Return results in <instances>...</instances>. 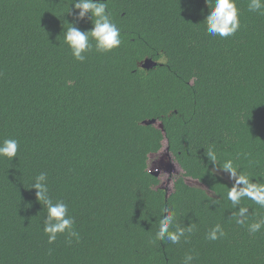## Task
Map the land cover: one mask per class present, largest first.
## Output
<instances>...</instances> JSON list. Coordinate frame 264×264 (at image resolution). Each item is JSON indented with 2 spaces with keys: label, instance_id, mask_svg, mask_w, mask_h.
Segmentation results:
<instances>
[{
  "label": "trees",
  "instance_id": "trees-1",
  "mask_svg": "<svg viewBox=\"0 0 264 264\" xmlns=\"http://www.w3.org/2000/svg\"><path fill=\"white\" fill-rule=\"evenodd\" d=\"M106 2L122 44L79 62L64 33L93 24L73 0H0V142L19 141L17 158H0V264H183L189 253V264H264V230L236 223L235 181L218 166L231 158L264 182V15L237 0L241 26L221 38L206 31L205 0ZM154 119L164 132L142 125ZM165 147L182 169L171 190L149 169ZM41 172L79 241L48 243L31 188ZM241 205L247 223L264 217ZM164 209L195 226L187 240L150 243ZM216 224L226 235L208 240Z\"/></svg>",
  "mask_w": 264,
  "mask_h": 264
},
{
  "label": "clouds",
  "instance_id": "clouds-1",
  "mask_svg": "<svg viewBox=\"0 0 264 264\" xmlns=\"http://www.w3.org/2000/svg\"><path fill=\"white\" fill-rule=\"evenodd\" d=\"M210 11L204 23L206 31L213 37L219 36L227 38L236 34L240 24V9L237 0H205ZM79 10L78 19H83L90 14L93 27L90 30L82 31L74 23H68L64 33V43L68 46L72 57L79 62L86 60L87 53L94 50L100 54H106L119 48L122 44L121 30L113 22L111 13L108 11L106 0H73L71 4ZM248 10L259 12L264 15V0H249ZM70 11V10H69ZM68 11V12H69ZM92 41H95L93 45ZM19 141L15 138H7L0 142V158L12 161L18 157ZM205 155L208 159L217 164L220 156L214 146H210ZM219 169L229 174V179L234 180L231 188H228L226 198L233 208L239 206L238 212L233 218L237 224H247V230L251 234H256L264 230V217L247 223L248 207L242 206V200H250L264 208V182L258 181L254 175L242 168V165L231 158L224 159L219 164ZM212 175L215 173L212 172ZM255 180V182H254ZM31 188L36 189L37 200L47 209L46 219H44V234L48 237V243L56 241L57 237L66 234L69 238L79 241V233L75 230V221L69 215L68 205L62 200L54 201L49 195L48 177L41 172L34 178ZM165 215L159 220L158 231L150 243L164 240L173 244L179 243L182 239L187 240V235L194 231L195 226L191 225L182 228L176 223V213L169 209H164ZM226 235L220 224H216L208 233L206 238L211 241L218 240ZM193 259L192 254H186L183 264H189Z\"/></svg>",
  "mask_w": 264,
  "mask_h": 264
},
{
  "label": "water",
  "instance_id": "water-1",
  "mask_svg": "<svg viewBox=\"0 0 264 264\" xmlns=\"http://www.w3.org/2000/svg\"><path fill=\"white\" fill-rule=\"evenodd\" d=\"M155 66H157V63L151 59H146L141 64V67L144 69H152ZM142 125H154L155 127H157L158 129H161L164 132V125L155 119L145 120L142 122ZM162 151L157 154L150 155L149 169H150L151 174L156 177H160L162 172L166 173L167 175H169L170 177L169 179L172 181L171 176L173 174H176V175L180 174L182 169L180 165L173 160L168 147H165ZM186 181L190 185L198 184L199 186H202L198 182L192 181L191 179H186Z\"/></svg>",
  "mask_w": 264,
  "mask_h": 264
},
{
  "label": "rangeland",
  "instance_id": "rangeland-1",
  "mask_svg": "<svg viewBox=\"0 0 264 264\" xmlns=\"http://www.w3.org/2000/svg\"><path fill=\"white\" fill-rule=\"evenodd\" d=\"M160 177H161L162 186L166 187L168 190H171L172 187H173V183L169 179L170 178L169 175H167L166 173L162 172Z\"/></svg>",
  "mask_w": 264,
  "mask_h": 264
}]
</instances>
